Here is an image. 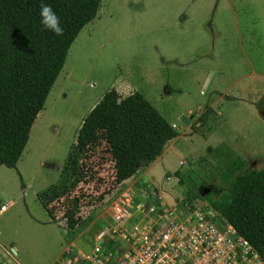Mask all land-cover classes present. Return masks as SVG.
<instances>
[{
    "label": "rangeland",
    "instance_id": "rangeland-1",
    "mask_svg": "<svg viewBox=\"0 0 264 264\" xmlns=\"http://www.w3.org/2000/svg\"><path fill=\"white\" fill-rule=\"evenodd\" d=\"M250 66L264 72V0H100L96 18L70 46L14 167L0 164V207L7 208L0 213V264H50L73 240L59 264L77 263L98 240L106 253L117 247L109 217L120 203L137 211L125 222L129 230L158 220L164 209L202 207L208 193L223 191L220 173L228 159L251 149L229 145L242 134L241 111L232 112L220 97L233 71ZM109 90L121 97L139 92L178 136L119 188L112 187L104 147L96 149L85 162L91 182L72 195L109 194L102 205L83 207V223L70 232L64 201L49 204L52 221L40 193L57 181L83 117ZM215 100L219 110L208 131L198 119ZM242 116L255 121L249 111ZM252 149L263 150L262 143ZM263 167L264 157L249 156L246 170Z\"/></svg>",
    "mask_w": 264,
    "mask_h": 264
},
{
    "label": "trees",
    "instance_id": "trees-1",
    "mask_svg": "<svg viewBox=\"0 0 264 264\" xmlns=\"http://www.w3.org/2000/svg\"><path fill=\"white\" fill-rule=\"evenodd\" d=\"M40 2L0 0V164L9 169L14 167L70 46L96 18L100 6V0H44L61 19L64 32L57 37L39 25ZM263 103L262 98L258 107ZM214 117L207 110L199 121L209 131ZM177 136L139 92L120 97L109 90L83 117L57 181L40 193L43 209L53 221L48 206L63 200L64 227L77 230L83 223L82 208L102 205L109 194L107 190L98 196L72 195L80 183L91 182L85 162L96 149L104 147L113 164L112 187L119 188L154 163ZM246 166L242 158L232 155L220 173L224 190L208 193L205 200L264 262V167L246 170Z\"/></svg>",
    "mask_w": 264,
    "mask_h": 264
},
{
    "label": "built area",
    "instance_id": "built-area-1",
    "mask_svg": "<svg viewBox=\"0 0 264 264\" xmlns=\"http://www.w3.org/2000/svg\"><path fill=\"white\" fill-rule=\"evenodd\" d=\"M4 210L1 206L0 213ZM166 210L154 217L158 220L136 222L127 230L125 222L137 211L120 203L109 217L116 228L112 232H118L114 251L104 252L98 240L80 262L67 264H264L207 202L194 210Z\"/></svg>",
    "mask_w": 264,
    "mask_h": 264
},
{
    "label": "crops",
    "instance_id": "crops-1",
    "mask_svg": "<svg viewBox=\"0 0 264 264\" xmlns=\"http://www.w3.org/2000/svg\"><path fill=\"white\" fill-rule=\"evenodd\" d=\"M233 73L234 74H232V78L229 80L228 84L223 88L222 95L220 98H226L228 102L227 104L232 108V112L236 111L238 113L241 111L240 121L238 122L240 123V129L237 131H242V134L238 136L239 140L241 139L243 140V142L238 143L239 140L236 141L232 137L229 140V145L235 144L236 146L242 148L249 147V149H251L249 151L239 150V152L236 153L237 156L239 155V157L247 163L249 156L256 158L264 157V103L259 107L257 105L262 98L264 99V72L250 66L248 72L236 70L233 71ZM218 101H211L210 105L212 108H208L207 110H211L216 114L215 111L219 110L215 108L216 102ZM247 111L252 114L253 119L255 120L253 124H251L248 119H244L242 116V112ZM224 121L227 123L226 117ZM254 134H257V136H254ZM256 143H262L263 150H253L252 147ZM149 166H151V164ZM6 209L7 208H5V210ZM74 243L75 241L73 240L68 245H66L65 248L61 251V253L56 256L50 264H59L61 262H59V260L62 259L63 254H65V251L69 249V246L73 245L74 247ZM88 248L86 247V250ZM10 250L12 254L15 251L13 248Z\"/></svg>",
    "mask_w": 264,
    "mask_h": 264
},
{
    "label": "clouds",
    "instance_id": "clouds-1",
    "mask_svg": "<svg viewBox=\"0 0 264 264\" xmlns=\"http://www.w3.org/2000/svg\"><path fill=\"white\" fill-rule=\"evenodd\" d=\"M37 15L39 25L43 31L50 32L57 37L63 35L64 28L62 27L61 19L53 11L50 4L41 0ZM177 120H179V117H177Z\"/></svg>",
    "mask_w": 264,
    "mask_h": 264
}]
</instances>
